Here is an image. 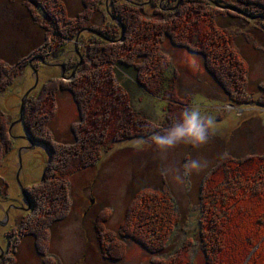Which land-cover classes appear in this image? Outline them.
<instances>
[{"label":"rangeland","instance_id":"rangeland-1","mask_svg":"<svg viewBox=\"0 0 264 264\" xmlns=\"http://www.w3.org/2000/svg\"><path fill=\"white\" fill-rule=\"evenodd\" d=\"M61 1L68 17H73L85 9L84 0ZM218 1L236 4V0ZM99 2L103 6L105 0ZM51 4L55 9L56 3ZM33 8L41 12L37 4H34ZM147 10L151 11L152 7H147ZM49 11L52 16L62 15L56 10ZM103 13L92 19L93 25L98 26L110 21L104 10ZM262 21L259 18L241 19L226 14L219 15L216 19L220 28L228 27L232 30L234 45L248 65L245 93L240 97H232L234 103L206 71L199 54L174 47L167 39L163 44L164 50L171 58V68L167 75L169 76L170 72L171 75L175 74L174 90L184 104L180 101L169 102L165 98L148 93L134 81L129 68L116 67V81L129 92V103L136 118H144V121L140 120L141 124L164 128L165 125L171 126L180 114L173 111L198 103L204 112L214 117L217 134L200 148L180 145L171 149L166 158L161 157L154 145L150 146V135L115 143L111 150L103 152L97 164L72 176L67 212L56 221L50 218L41 221L42 230L35 231L37 238L25 235L20 243L16 244L18 230L14 231L8 247L10 251L0 264H155L152 259L162 261L166 257L173 263L178 261L184 252L187 253L191 264H206L200 243L203 229L200 223L205 218V211L208 212L206 217L210 216V219L216 216L219 221V216L216 215L217 209L214 207L210 212L206 206L201 205L207 196L204 191L205 176L224 155L242 157L264 151ZM47 26L49 31L42 29L40 23L33 20L27 0H0V62L2 67L9 68L4 75L0 74V160L3 154L7 153L3 162H0V180L7 183L6 197H9H4V182H1L0 252L7 249L5 233L9 232L16 221L29 223L22 226L21 231H34L32 226H35V223L29 220V216L34 219L32 212L27 215L21 212L23 205L26 206L21 187L32 192L33 187L41 181L49 159L45 147L39 142L32 146L24 126L21 122L15 123L19 119L21 100L26 91L35 84L36 76L38 82L34 90L37 91L50 78L62 76L61 65L78 64L79 57L76 52L81 55L84 53V42L80 40H66L63 49L51 50L49 46L55 29L51 24L47 23ZM89 34H84L85 42ZM41 53L49 55L42 65L39 64ZM30 60L32 67L29 66ZM63 74L70 77L69 68H64ZM68 80L63 81L66 83ZM55 99L56 112L49 124L52 138L58 143L70 144L74 141L71 125L76 124L79 119L77 107L69 92H59ZM168 106L172 110L170 114H167ZM12 122L14 123L11 126ZM141 138L146 143L137 150L135 145ZM193 159L206 160L208 167L199 173L189 172L185 165ZM175 174L182 176L183 184L174 179ZM143 186L166 190L173 198L172 207L178 219V225L164 250L154 254L148 253L135 241L119 235L120 223L124 218L129 198ZM103 211H109L110 214L104 222L106 231L116 233L118 239L126 245L124 256L119 260L105 258L99 251L97 218ZM4 217L7 218L5 223ZM50 222L52 224L47 225ZM230 248L232 247L228 246L227 250Z\"/></svg>","mask_w":264,"mask_h":264},{"label":"trees","instance_id":"trees-1","mask_svg":"<svg viewBox=\"0 0 264 264\" xmlns=\"http://www.w3.org/2000/svg\"><path fill=\"white\" fill-rule=\"evenodd\" d=\"M177 1L108 0L102 6L99 0H84V11L68 17L61 0H27L33 20L42 29L50 30L47 23L55 29L51 50L64 48L66 40H80L84 42V53L83 63L76 67L71 81L65 83L63 80L68 77L61 75L52 77L26 97L22 123L31 140L45 147L49 159L41 181L32 189L36 196L32 210L34 231L23 232L19 228L17 242L25 235L37 238L35 231L42 230L41 221L47 218L56 221L67 212L72 176L97 164L103 152L111 150L117 142L162 133L170 127L141 124L144 118H136L129 103V92L116 81V67L129 68L134 81L148 93L184 104L174 90L175 74L167 75L171 68L170 55L163 48L167 39L174 47L199 54L206 71L232 103V97L245 93L247 62L234 45L232 30L220 28L216 23L219 15L245 17L222 10L208 0H181L176 8L169 10ZM51 2L56 3L55 9ZM235 2L231 5L264 20V0ZM34 4L41 12L33 8ZM149 6L151 11L147 10ZM49 9L62 14L61 17L52 16ZM103 10L110 21L93 25L92 19ZM86 28L96 29L103 37L90 33L85 42V33L80 31ZM48 56L41 53L39 64ZM76 65L64 64V68H69V76ZM8 69L0 62L1 75ZM59 92H69L78 110L79 119L71 125L74 142L70 144L54 141L49 129ZM171 111L168 106L167 114ZM203 181L207 196L201 205L210 212L214 207L219 216V221L216 216L210 219L203 209L200 243L206 264H264V151L242 157L224 155ZM172 205V196L163 188L143 186L134 191L120 223V237L135 241L151 254L163 251L178 225ZM108 212H101L97 218V243L102 256L119 260L124 256L126 245L116 233L106 231L104 222L110 215ZM228 246L232 247L229 251ZM152 261L191 264L185 252L173 263L168 257Z\"/></svg>","mask_w":264,"mask_h":264},{"label":"clouds","instance_id":"clouds-1","mask_svg":"<svg viewBox=\"0 0 264 264\" xmlns=\"http://www.w3.org/2000/svg\"><path fill=\"white\" fill-rule=\"evenodd\" d=\"M218 132L215 119L212 115L204 112L198 103L185 107L179 114L176 122L170 127L150 136L148 143L154 145L162 158H166L169 150L180 145H190L193 148H200ZM146 142L141 138L135 147L137 150L143 147ZM189 172L199 173L208 167L206 160L193 159L185 165ZM174 179L183 184L181 175L175 174Z\"/></svg>","mask_w":264,"mask_h":264},{"label":"flooded vegetation","instance_id":"flooded-vegetation-1","mask_svg":"<svg viewBox=\"0 0 264 264\" xmlns=\"http://www.w3.org/2000/svg\"><path fill=\"white\" fill-rule=\"evenodd\" d=\"M107 1L108 0H105V4H107ZM85 34H86V32H84ZM83 34V33H82ZM81 35V34H80ZM77 53V52H76ZM79 53V52H78ZM77 53V54H78ZM80 54V53H79ZM80 56L82 57V55L80 54ZM78 57H79V55H78ZM78 61H79V59H78ZM43 63H45V62H43ZM82 63H83V57H82ZM81 63V64H82ZM80 64V65H81ZM30 65V64H29ZM32 65V64H31ZM79 66V65H78ZM77 65L72 69V71L75 69L76 70V67H78ZM31 67V66H30ZM68 67V66H67ZM66 68V67H65ZM75 70H74V74L72 75V76H70L69 78H67V80L68 79H70V80H68V81H71L73 78H74V76H75ZM71 71V72H72ZM71 74V73H70ZM25 102H26V100H25ZM78 111V110H77ZM23 110H22V112H21V118H20V122H18V123H20V124H22L23 126H24V124L22 123V118H23ZM77 117H78V114H77ZM6 120V119H5ZM8 120V119H7ZM17 121V120H16ZM15 122V121H14ZM14 122H12L11 124H13ZM8 123H10L9 122V120H8ZM25 128V127H24ZM26 130V129H25ZM27 133V132H26ZM73 133V132H72ZM26 136H27V138L28 139H30V141L32 142V146H33V144H35V142L34 141H32L31 140V138L29 137V135L28 134H26ZM74 142V141H73ZM6 155H7V153L5 152L4 154H3V156L1 157V160H0V162H3V160H4V158L6 157ZM1 166H2V163H0V168H1ZM1 182H4V197L5 198H7V199H9V197H6L7 196V190H6V188H7V183L5 182V181H2V180H0V183ZM1 189H3V187L1 188ZM1 193V192H0ZM2 194V195H3ZM25 196V201H26V206H24L23 205V208L21 209V212L22 213H24L25 215H27L28 213H30V212H32V210H33V207H34V202H35V200H36V196L31 192V191H29V190H27V193H26V195H24ZM27 198H28V200H27ZM28 204H29V206H28ZM7 214V213H6ZM24 215V216H25ZM5 217H6V215H5ZM4 217V223H5V220L7 219V218H5ZM15 220H17V219H15ZM29 220L30 221H34V219H31V216H29ZM10 223V222H9ZM8 223V224H9ZM8 224H5V225H7L8 226ZM26 224H29V223H26ZM26 224H24V223H17V221L14 223V225H12V227H10V229H9V231H11V230H13L12 232L14 233V231H16V230H18L19 228L21 229V227L22 226H24V225H26ZM7 229V228H6ZM19 230H18V234H19ZM12 233V234H13ZM8 234H10L9 232L8 233H5V240H6V243H7V249L6 250H2L1 252H0V261L1 260H3V258L5 259V256H6V254L10 251V249L8 248L9 246H10V237H9V235ZM11 234V235H12ZM14 236H16V235H14ZM20 241H21V238L19 239V241L17 242V240H16V244L17 243H20ZM15 244V245H16ZM15 245L13 246V248L15 247Z\"/></svg>","mask_w":264,"mask_h":264},{"label":"water","instance_id":"water-1","mask_svg":"<svg viewBox=\"0 0 264 264\" xmlns=\"http://www.w3.org/2000/svg\"><path fill=\"white\" fill-rule=\"evenodd\" d=\"M208 1H210L212 4L216 5L218 8H220V9H222V10H229V11L235 12V13H237V14L243 16V17H246V18H248V19H255V18H258L257 16H252V15H248V14H246L244 11H242L241 9H239L238 7H236V6H234V5H231V4H220V3H218V2L215 1V0H208ZM180 2H181V0H178V1L176 2L175 6L172 7V8H170L169 10H173L174 8H176V7L179 5ZM82 32H88V33H91V34L97 35V36H99V37H103V35H102L100 32H98L96 29H92V28H86V29H83L82 31H80V33H82ZM80 33H79V34H80ZM121 35H123V31H121ZM75 42H76V41H75ZM75 46H76V43H75ZM62 49H63V48H62ZM77 53H78V52H77ZM77 55H79V63L77 64V66H78V65H80V64L82 63V57L80 56L79 53H78ZM32 59L34 60V58H32ZM29 64H30V66L32 67V65H31V64H32V60H30ZM61 68H62V72H61V74H62V76H64V74H63L64 65H61ZM74 70H75V69H74ZM74 70L71 72V76L74 74ZM35 75H37V72H36V71H35ZM68 78H69V77H68ZM37 82H38V80H37V76H36L35 84H34L33 87H31L28 91H26V93L24 94V96H23V98H22V100H21L19 119H18L15 123L20 122L21 112H22V110H23V108H24V104H25L26 97H27V95H28L33 89L36 88V86H37ZM11 126H12V124H11ZM10 129H11V127H10ZM31 143H32V142H31ZM21 190H22V193H23L24 195H26L27 190L24 189V188H22V187H21ZM27 200H28V198H27ZM28 206H29V204H28Z\"/></svg>","mask_w":264,"mask_h":264}]
</instances>
